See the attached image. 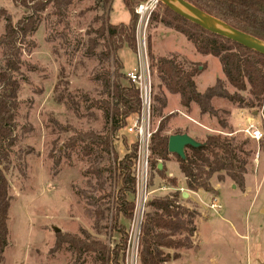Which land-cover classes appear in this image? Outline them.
Listing matches in <instances>:
<instances>
[{"label":"rangeland","instance_id":"1","mask_svg":"<svg viewBox=\"0 0 264 264\" xmlns=\"http://www.w3.org/2000/svg\"><path fill=\"white\" fill-rule=\"evenodd\" d=\"M122 3V0H114L112 10L104 11L102 6H97L96 0H74L67 11V19L61 23L57 21L53 7L49 6L41 12L36 30L28 36L22 54L23 64L14 73L20 82L18 128L15 131L18 139L11 149V164L6 171L11 196L10 233L4 260L0 264H101L100 259L90 252L78 260L75 250L68 243L59 246L61 239L68 236L88 237L104 241L111 248L121 240L120 232L110 227V211H106L99 225L88 212L90 206L85 195L99 198L103 193L95 189L97 178L88 173L92 160L79 147L67 151L64 146L78 131L106 134L109 130L110 124L98 107V101L106 98V94L96 78L98 73L108 68L109 62L100 57L102 45L95 47L94 55L87 52L91 45L89 39L96 37V30L102 24L101 18L108 17L109 22L114 24L116 20L127 22L130 19L124 3L120 5ZM2 8L7 10L14 23L30 12L15 0H0ZM162 10L156 8L154 12L162 13ZM5 27V18H0V36L5 33ZM170 29L153 20L152 13L146 41L148 44L150 42L155 56H173L185 70L199 66L195 81L201 92L218 78L226 81L218 57L194 55V44L183 34L178 41L174 40ZM99 42L102 43L103 39H99ZM123 48V58L128 64L135 65L137 57L127 45ZM3 66L0 46V69ZM151 77L153 128H158L164 116H171L167 130L169 128L172 133L192 131L200 141L208 134H221L236 143L248 141L245 147L252 151L244 188H240L228 176L223 181L219 180L218 173L212 177L211 184L217 189L209 192L219 196L223 204L220 213L209 209L211 194L208 191L200 192V195L193 193L192 197L186 199L183 192L193 190L184 185L180 167L171 165L170 170L180 180L176 178L178 188L184 189H179L182 193L178 199L180 204L197 214L196 231L190 237L192 247L168 250L171 254H180L170 264H264V141H254L243 132L252 118L264 129L262 111L259 107H243L224 98H214L213 105L219 111V118L208 114L209 120L198 115L192 120L178 112L169 114V110H163L161 117L154 110L155 106H159L155 96L169 95L174 107H179V95L166 89L152 66ZM226 86L232 93L237 91L227 81ZM61 93L65 96L63 100L59 99ZM242 94L249 97L247 92ZM193 106L195 103L185 110L191 113ZM220 119L227 123L226 127L221 126ZM130 123L112 139L120 158L128 153L123 138L129 141V134L130 140L135 138L136 142V137L127 128ZM203 124L208 125L209 129H205ZM258 153L260 157L257 159ZM172 156V160L177 161L176 156ZM58 158L60 163L57 164ZM110 164H113V159L106 156L100 166L109 167ZM151 172L149 166L150 178ZM108 174L106 171L105 176ZM154 174L150 184L154 191L152 199L176 192L156 190L163 183L159 174ZM166 176L169 181L172 179ZM106 186L107 191L112 189L117 192L120 180L117 181L116 176L109 178ZM129 199L134 200V195L129 194ZM100 203L103 209L109 206L107 198H102ZM151 210L149 206L147 213ZM120 222L131 230V220L121 215ZM122 264H141V261L139 256L136 261L130 250Z\"/></svg>","mask_w":264,"mask_h":264},{"label":"trees","instance_id":"2","mask_svg":"<svg viewBox=\"0 0 264 264\" xmlns=\"http://www.w3.org/2000/svg\"><path fill=\"white\" fill-rule=\"evenodd\" d=\"M113 1L96 0V4L102 6L104 11L107 9L111 11ZM122 1L130 14L129 22L114 24L109 22L108 17L101 18L102 24L96 30V37L89 39L91 45L87 52L94 55L95 47L102 45L100 57L109 62L108 68L103 69L96 76L106 94V98L98 101V107L102 109L104 117L110 124L109 130L106 134L78 131L64 146L67 151L79 147L82 153L92 160L88 173L97 178L95 189L103 193L99 198L85 195L90 206L88 212L95 217L99 225L105 218L106 211H110V227L120 232L121 240L111 248L106 242L98 239L68 236L61 239L59 246L68 243L75 250L78 260L85 253H94L101 264H122L126 261L129 235L126 225L120 222V216L131 220L135 207L133 200L129 199V194L134 195L136 192L133 165L138 154V142L129 144L128 140L123 138L128 153L120 158L112 139L128 125L129 117L141 112L142 101L139 91L123 71L124 65L119 51L127 45L133 52H137L136 28L139 15L136 8L140 3L148 0ZM186 1L226 24L264 41V0ZM15 2L30 12L14 23L7 10L0 9V18L6 20L5 33L0 36L4 59V66L0 69V261L4 260L10 233L8 220L11 196L6 171L11 164V149L18 139L15 131L18 128L20 82L14 73L21 69L24 45L28 42V36L36 30L41 20V12L52 6L57 21L61 23L67 19V11L74 0H15ZM157 8L163 10L162 13L153 11V20L185 35L194 44L197 52L218 57L226 81L237 90L234 93L230 92L226 81L218 78L205 91H199L195 81L199 66L194 65L190 70H185L173 56H155L149 42L151 66L156 69L166 89L180 96L182 106L190 108L192 103H196L201 114L219 118V111L215 109L213 99L224 98L243 107H259L264 117V54L206 30L176 13L161 0ZM99 39H103V42H99ZM242 92H247L249 97L244 96ZM64 98V94L61 93L59 99ZM155 99L159 102V106H155L154 110L162 117L163 110L167 106V98L155 96ZM169 120L170 116H164L151 138V183L155 176L154 172L163 179L167 178L165 162L170 159L168 147L170 135L166 131ZM220 123L222 127L227 126V123L221 119ZM198 141L201 142L199 147H188L186 159L175 155L186 178L187 188L193 191L203 189L214 192L211 179L216 173L220 181L228 176L240 188H244L245 175L252 154V151L245 147L248 141L236 143L232 138L221 134H208L203 141ZM69 155L68 153L67 157ZM106 156L113 159V164L102 167L100 165ZM56 163H60V158ZM161 163L162 168L159 167ZM106 171L109 172L107 176H105ZM115 176L117 181L120 180L118 191L112 189L107 191L106 184L109 178L114 179ZM169 182L178 187L176 178H172ZM180 195L182 193L176 191L170 195L153 198L149 202L152 210L146 214L140 238L141 264H170L172 260L178 259L180 254L178 252L171 254L168 250L192 247L190 237L196 231L197 212L180 204L178 200ZM102 198H107L109 202V206L104 209L100 203Z\"/></svg>","mask_w":264,"mask_h":264},{"label":"built area","instance_id":"3","mask_svg":"<svg viewBox=\"0 0 264 264\" xmlns=\"http://www.w3.org/2000/svg\"><path fill=\"white\" fill-rule=\"evenodd\" d=\"M159 0H148L140 3L136 12L139 15L136 36L138 48L136 52L137 64L134 70L127 72L129 80L138 89L142 101L141 112L136 114L133 124L127 128L136 136L138 142V154L134 159L133 175L136 178V192L134 194V216L131 219V230H128V242L126 250L132 251V257L138 260L140 258V238L142 235V224L145 220L151 196L154 193L151 190V178L149 176V166L151 149V138L157 128L151 124V114L153 110V88L151 77V64L148 52V42L146 41V32L153 11L156 10ZM243 132L252 140L264 141V129L259 127L254 119H249ZM260 154L256 155L258 159ZM181 191H184L181 188ZM209 209L214 213H220L223 210V204L217 194H212L208 201Z\"/></svg>","mask_w":264,"mask_h":264},{"label":"water","instance_id":"4","mask_svg":"<svg viewBox=\"0 0 264 264\" xmlns=\"http://www.w3.org/2000/svg\"><path fill=\"white\" fill-rule=\"evenodd\" d=\"M165 5L171 8L176 13L188 18L192 22H195L215 34L221 35L228 39H231L237 43H240L248 48L256 50L264 54V41L254 37L250 34H247L243 31H240L225 22L213 17L212 15L204 12L197 6L191 4L186 0H161ZM172 1H176L187 9L188 12L182 10L176 6ZM218 21L222 23L219 25L215 23ZM201 142H199L194 137L190 136L188 133H176L169 136V152L173 155H179L181 158L186 159V150L189 146L199 147ZM162 163L159 165L162 168ZM185 198L189 197V194L186 192L183 195ZM58 230V229H57Z\"/></svg>","mask_w":264,"mask_h":264},{"label":"crops","instance_id":"5","mask_svg":"<svg viewBox=\"0 0 264 264\" xmlns=\"http://www.w3.org/2000/svg\"><path fill=\"white\" fill-rule=\"evenodd\" d=\"M121 6L123 5V3L122 4H120ZM130 20V19H129ZM129 20L127 21V22H125V21H123V22H125V23H128L129 22ZM115 22H117V23H120L121 21L120 20H116ZM117 23H115V24H117ZM170 31H172V32H170L171 33V35H172V37L174 38V40H176V41H178L179 39H180V37H182L181 36V33H179V32H177L176 30H173V29H170ZM126 47V46H125ZM124 47V48H125ZM123 48V49H124ZM122 50V49H121ZM121 50H120V52H119V55H120V57H121V60H122V62H123V65H124V71L125 72H129V71H131V70H134L135 68H136V64H137V62H136V64L135 65H132V64H128V62H127V60H125L124 58H123V56H122V52H121ZM131 50V49H130ZM132 51V50H131ZM178 51H180L181 52V50H179L178 49ZM131 53H133V55H135V57H136V53L135 52H131ZM194 55H196V54H201V53H199V52H197V50H196V48H195V46H194ZM202 55H204V54H202ZM205 57H207V56H209V55H204ZM209 87V86H208ZM205 91V90H204ZM166 98H167V106L164 108V110H165V112L166 111H168L169 112V114H173L174 112H178L179 113V115L181 114V115H183V116H186L187 118H189V119H192V120H195L194 118H195V115L197 116H200V118H203L204 120H206V119H208V114H201V112H200V108H199V106L195 103V106H193V109H192V111H191V113L189 112L188 113V111L187 110H189L190 108H187V110H185V108L186 107H184V106H182V104H181V102H180V96H179V100H178V104H179V107H174V104H173V102H172V98H171V96H169V95H166ZM172 107H174V108H172ZM193 114V115H192ZM171 117V116H170ZM182 117V116H181ZM136 118V116L135 115H132L131 117H129L128 118V122L130 123L129 125H131V124H133V122H134V119ZM184 119V118H183ZM209 120V119H208ZM203 126L205 127V129L207 128V129H209V126L208 125H205V124H203ZM211 130V129H210ZM178 131H176V132H174V133H172V131H170V129L168 128V130H167V134H169V135H171V134H176ZM129 133H131V132H129ZM183 133H188L190 136H192V137H194V138H197V136L196 135H194V133L192 132V131H183ZM132 134H134L133 132H132ZM127 136H128V139H129V144H132V143H134L135 142V138H134V140H130V137H129V134H127ZM134 136H135V134H134ZM136 137V136H135ZM173 154H170V159L168 160V161H166V167H167V171H166V174L169 176V177H172V178H177L178 180H179V178L170 170L171 169V165L172 164H176V165H178L179 167H180V165H179V162L178 161H175V160H172V158L171 157H174V156H172ZM183 174V173H182ZM183 176H184V174H183ZM161 179H162V185H160V186H158L157 187V189L156 190H162V191H167V190H174V191H179V189L181 190V188H178V187H175V186H173L167 179H163L162 177H161ZM184 180H185V183H184V185H186V178H185V176H184ZM179 182H180V180H179ZM214 189H217L216 188V186H214ZM200 192H207V191H203V189H201V190H199V191H191L190 193L189 192H187L188 194H189V197H186V199H188V198H190V197H192V194L194 193V194H197V195H200L199 193ZM186 192H183V195L185 194ZM208 193V192H207ZM210 193V192H209ZM211 195H212V193H210Z\"/></svg>","mask_w":264,"mask_h":264},{"label":"bare ground","instance_id":"6","mask_svg":"<svg viewBox=\"0 0 264 264\" xmlns=\"http://www.w3.org/2000/svg\"><path fill=\"white\" fill-rule=\"evenodd\" d=\"M176 6H178L179 8H181L182 10L187 11V9L185 7H183L181 4H179L178 2L176 1H172ZM215 23L219 24V25H222V23L218 22V21H215Z\"/></svg>","mask_w":264,"mask_h":264}]
</instances>
